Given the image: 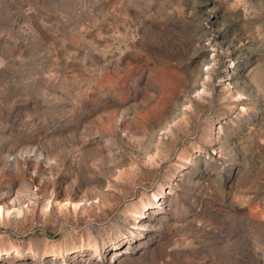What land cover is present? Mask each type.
I'll return each instance as SVG.
<instances>
[{"label": "rangeland", "instance_id": "obj_1", "mask_svg": "<svg viewBox=\"0 0 264 264\" xmlns=\"http://www.w3.org/2000/svg\"><path fill=\"white\" fill-rule=\"evenodd\" d=\"M0 264H264V0H0Z\"/></svg>", "mask_w": 264, "mask_h": 264}]
</instances>
